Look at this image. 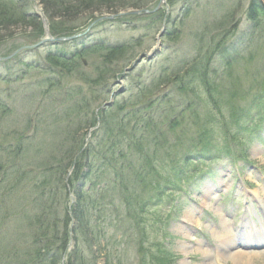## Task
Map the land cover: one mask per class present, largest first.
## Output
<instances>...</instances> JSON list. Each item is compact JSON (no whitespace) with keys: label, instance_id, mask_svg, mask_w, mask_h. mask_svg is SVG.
I'll list each match as a JSON object with an SVG mask.
<instances>
[{"label":"trees","instance_id":"1","mask_svg":"<svg viewBox=\"0 0 264 264\" xmlns=\"http://www.w3.org/2000/svg\"><path fill=\"white\" fill-rule=\"evenodd\" d=\"M25 1L0 0V45L9 40L15 41L19 32L23 34L20 35L23 45L42 36L43 27L34 16L29 14L28 8L24 4ZM53 1L37 0L50 19L49 32L55 37L81 32L97 18L96 16L102 13L101 7H106L107 10L114 13L118 11L113 8L112 1L114 0H75L73 3L68 0L56 1L57 3ZM175 2V0H166L170 11ZM125 8L140 9L143 6L122 7L123 10ZM86 12H89L88 16L80 23L75 24L77 16ZM168 15L160 10L156 14L134 17L151 16V22H155L153 25L158 23L161 27L163 21L169 18ZM242 17L249 23L247 30L254 28L258 21L264 17V0H250ZM124 19L126 17L121 18V21ZM64 20L66 21V23L64 22L65 26L63 25ZM69 23L72 24L68 25ZM237 27L238 24L236 28L229 31L225 40L234 37L232 34L237 30ZM28 29L31 31H26ZM86 37L87 35L69 43L75 44L77 50L74 52L65 51L59 44L55 51L47 52L49 56L43 60V64L37 60L19 62L22 65L21 72L13 70V63H18L20 57L28 52L15 56L9 62L1 63L0 84L3 85V90H9L13 85H19L20 89L29 87L30 83L32 84L31 88L36 89L37 92H31L28 88L19 95L29 94L33 97L36 93H40L44 96L43 103L46 102L47 105L56 103L59 108H62L61 116L69 115L73 111L70 109V103L72 100H76L77 107L74 106V113L79 116H75V119L84 121L85 117L82 114L87 111L85 110L87 106L85 96L88 94H82L80 91L82 86L68 87L66 83L65 85L62 83V80L65 77L74 76L75 73L83 79L88 87H100L106 83L107 79L105 80L99 75V77L96 75L92 77L89 74H82L81 70L79 73L76 69L77 66H80V61L92 53L100 54L103 66L98 68L102 71L105 69L104 64H108L113 58L119 60L122 53L128 51L125 47L126 44L111 46L103 41L89 44L85 43V41L87 42ZM171 39V37L168 38L173 42L174 40ZM222 43L221 39L217 40L201 56L196 59L194 56V59L192 58L185 65V60L184 62L183 60L175 62L177 57H166V53H177L178 55L177 51H173L167 45L165 48L167 52L163 59L165 64L162 67L158 66V69L161 68L156 75L145 76L150 72L155 60L143 62L152 66L148 67L142 63L143 66L139 67L138 73L131 72L132 75L128 76L129 83L126 88L131 95L121 99L119 105L115 104L118 107L113 112V121L111 122L112 117L110 123L103 122L97 116L87 118L83 124L81 138L76 141L73 135L70 137L72 139L70 145L76 143L75 146L63 148L60 151V156L50 158L48 164L39 170L41 174L36 178V180H41L37 187L39 192H43L49 186L52 191L58 190L62 194H72V198L65 196L68 199L63 202L62 219L60 221L54 219L53 222L48 219L42 222L37 220L34 224H29L31 229L37 227L36 230L34 229L36 234L32 231L30 241L25 243V233L19 231L16 226L9 225L7 215L2 217L0 215V227H10V231L17 235L15 237L23 240L26 248L22 251L18 248L10 251L7 248L0 253V264H61L63 259H65L64 264H86L88 261V264H98L97 260L100 257L104 259L102 264H124L119 251L108 249V233L115 229L116 231L122 229L125 237L132 235L133 240H137L134 241V248L138 264H167L166 252L161 249V246L164 248V244L157 237L162 220L161 223H158L159 218L156 215L153 219L155 228L152 230L150 225L146 226L147 219L151 217L152 211L160 206L162 200L164 202L166 192L179 187L174 179L188 173V168L192 165H189V160L203 161L220 152L213 151V153L205 154V149L212 146L211 141L206 140L205 137L212 132L216 135L221 134L222 140H227L229 135L235 140L234 133L230 131L233 126L230 124L234 122L236 125H241L240 117L243 113H240V110H242L241 103L244 95L239 93L240 91L236 90L232 84L228 83L227 87H222L215 80L216 72H214L212 61L218 56L217 54L232 55L235 48V46L234 48L225 46V49L220 50ZM198 45L199 42L196 43V47ZM228 49L230 52L227 51ZM8 54L10 53L0 55V57H5ZM162 56L163 54L160 58ZM121 57L125 61L122 70L128 68L129 64L137 58L133 55L127 58ZM230 57L232 56H229V59ZM247 61L253 62L251 58H248ZM230 65L228 64L226 67H231ZM33 69L49 74L44 80L40 81L39 79L23 84L27 70ZM111 74L109 79L116 78L118 75L116 71H112ZM175 76L178 78L175 79ZM263 79L264 76L261 80L255 79L254 82L258 84ZM169 85L173 86V90L168 88L163 93V88L165 86L167 88ZM80 95L84 98L82 99ZM186 98H188L187 101ZM27 99L30 98L27 96ZM250 103L252 107L259 104L258 111L263 110L264 93L259 95V100L258 95H255ZM11 105L0 98V122H3L1 120H4L7 115L12 114ZM114 113L116 114L114 115ZM99 121L103 122L101 127L93 133L91 132V140L86 142L87 146L83 149L87 132L94 128ZM246 128L247 126H245V130ZM97 132H102V138L97 137L99 136ZM185 139L189 140L188 148L185 146ZM7 151H11V149H7ZM18 157V151L6 154V159L15 160ZM172 165L174 166L172 167ZM169 166L172 167L171 170ZM71 167L73 170L69 173ZM168 170L171 173H168ZM11 172L6 182L0 181V184L5 182L4 186L0 185V197H4V193L15 195V197L16 194L20 196L24 190L21 189L22 186L20 187V180L25 175L24 171L23 176H20L21 174L17 170ZM17 174H19L18 177ZM7 176L6 174L4 177ZM48 177L54 178V185H50ZM9 183L11 184L8 185ZM52 191H49L47 200L45 199L41 208L40 214L45 215L44 217L54 215L49 204L53 195ZM26 205L27 203L23 207ZM61 206L60 202L59 207ZM0 210L2 213L7 212V210ZM121 211L124 212L123 217H121ZM156 220L158 221L156 222ZM13 227L17 230L11 229ZM132 227L134 228L130 231ZM151 230L152 232H150ZM58 234L62 236L57 242L54 236ZM69 234H72V237ZM70 241L73 243V249L66 257V248ZM63 243L66 247H63L64 245L57 247V244L62 245ZM87 254L88 257H86ZM93 256L95 257L92 258Z\"/></svg>","mask_w":264,"mask_h":264},{"label":"rangeland","instance_id":"2","mask_svg":"<svg viewBox=\"0 0 264 264\" xmlns=\"http://www.w3.org/2000/svg\"><path fill=\"white\" fill-rule=\"evenodd\" d=\"M56 1L61 2L64 0H54L53 2L57 3ZM68 1L71 3L75 2V0ZM175 1L173 8L168 13L169 15L167 14L169 18H166L164 22L165 31L160 36V25L158 23L153 25L155 22H151V16H129L124 21H121V18L119 20L113 18L114 20L111 21L104 20L95 24L93 30L87 34V42L85 41V43L94 44L96 41H103L108 45L111 44V46L116 44L121 45V43L124 46L126 44L125 47L128 51L122 53L121 56L127 58L133 55L137 58L124 70L122 68L125 65V61L122 57L120 56L119 60L118 58H113L111 62L104 64L105 69H101L102 71H100L98 67L103 66V60L100 59V54L92 53L80 61V66H77L76 70L79 73L81 70L82 74H89L92 77L99 75L105 80L107 79L106 83H103L100 87L95 86L96 88H92V86L88 87L83 79L75 73L74 76L70 78L65 77L62 80V83L64 85L66 83L68 87L82 86L80 90L82 94H88L85 96L87 106L86 108L84 107L87 111L82 114L85 117L84 121L75 119V116H79L74 113V109L77 107L75 105L76 100H72L70 103V109L73 111L69 115L61 116L62 108H59L56 103L50 105H47L46 102L43 103L42 99L44 96L40 93H36L33 97L29 94L24 96L19 95L28 88L31 92H37L36 89L31 88L32 84L29 83V87L21 89L18 87L19 85H13L10 87V91H4L3 85L0 84V98L12 104V114L7 115L4 120H1L3 122H0V181L6 182L12 170L19 171L20 176H23V171L25 173L24 178L20 180V187L22 186L21 189H24L20 196L16 194L15 197V195L4 193V197H0V203L2 201L0 209L7 210L6 213H2V210H0V215L1 217L7 215L9 225H14L19 231L25 233V243L30 241L32 231L36 234L35 230L37 227L35 226L36 228L31 229L29 224L32 225L37 220L42 222L45 219H48L50 222H53L54 219L60 221L62 219L61 216H63V202L65 199H68L65 196L72 198L71 193H67L66 195L58 190H56V193L49 186H47L48 189L39 192L37 187L41 183V180H36L41 174L39 170L42 169V166L48 164L50 158L60 156V151L63 148L75 146L76 143L70 145V141L72 140L70 137L73 135L76 141L81 138L80 136L83 135V124L87 118L97 116L103 122L110 123L113 112L118 107L116 105H119L121 99L128 98L131 95L126 89L129 83L128 76L132 75L131 72L134 74L138 73L139 67L143 66L141 65L143 57L141 56L150 54V51L153 49L156 51L150 58L151 62L155 60L153 66L143 63L145 66H152L150 72L145 76L156 75L157 71L165 64V60L163 61V59L164 54L167 52L165 49L167 45L173 51H177L178 55L177 53H166V57H177L175 62L178 60H183L184 62L185 60V65L192 58L194 59V56L195 59L201 56L212 43L221 39L223 43L220 46V50L225 49V46H233V48L235 46V48L232 55L217 54L218 56L212 61V66L215 68L214 72H216L215 80L222 87H227L228 83L232 84L236 90L240 91L239 93L244 95L242 97L243 102L241 103L242 110H240V113H243L240 117L241 125L237 124L239 126L237 128L234 122L230 124L233 126L230 131L234 133L236 139L234 140L229 135L227 140H222L220 138L221 134L216 135V133L212 132L205 137L206 140L211 141L212 145L210 148L205 149V154L221 151L220 155L227 157L220 158L215 164L212 163L213 166L210 171L214 174L212 177L208 176L210 175L208 173L211 161H205L206 165L202 164L203 169H201L195 162H191L193 160H189V165L192 164L189 166V169L193 173H189L190 171L188 170V173H184L174 179V182L184 189L187 194L178 196L173 194L174 199L167 206L161 203L160 208L151 215V219H147L146 226L150 225L152 230H154L155 226L152 223L156 215L164 220L160 225L157 237L158 240L164 242V248L161 246V249L166 252V257L168 258L167 264H235L232 260L226 259L227 255L226 257L222 256L223 251L226 254L237 251H243L248 254L247 257L240 259L241 261L237 264H264V243L255 248L249 247L240 250L241 248L233 247L224 248L223 250L218 240V237L223 233V226H226V229L229 230L235 216L238 218L243 217L247 204L258 206L261 203L264 205V142L255 141L253 132L249 131L250 123L257 122L259 124V121L263 120L262 116H264L261 110L258 111L259 104L256 105L257 107H252L250 103V100L255 95H258L259 100V95L264 93V88H262L264 79L258 84L254 82L255 79L261 80L262 76H264V17L258 21L254 28L247 30L249 23L242 17V13L248 8L250 0ZM157 3V0H114L112 1L113 8H116L118 11L114 13L107 10L106 7H101L103 11L96 17L99 18L102 15L116 16L136 10H151L156 7ZM24 4L27 6L29 14L34 16L41 25L42 21L46 23L49 21L48 24H50L47 13L43 11L42 6L39 5L37 0H26ZM132 5H140L143 8L122 9V7H130ZM88 13L86 12L77 16L78 19L75 24L85 19ZM153 14H156V12ZM64 22L66 23V21H63V25L65 26ZM70 24L72 23L68 25ZM237 24V30L232 34L234 37H229L225 40L226 36L229 35V31L236 28ZM26 31L29 32L31 30L28 29ZM17 34L18 37L14 39L15 41L9 40L0 45V55L11 53L23 46V40H20V35L23 34L21 32ZM169 37L174 41H169ZM197 42H199V45L196 47ZM61 48L65 51L74 52L77 50L74 43L61 44ZM161 54H163L162 58H160ZM47 56L49 54L46 51V47L40 48L21 56L18 63H13L12 68L21 72L22 65L20 63L37 60L43 64V60ZM229 56L232 57L229 59ZM248 58H251L253 62L249 63L247 61ZM157 63L158 65H156ZM228 64H231V67H226ZM159 65L161 67L158 69ZM227 68L230 69L225 70ZM112 71H116L118 75L116 78L109 79ZM47 74L49 73H43L37 69L27 70L23 84L24 82H32L39 79L40 81L44 80ZM177 78L175 76V79ZM172 87L171 85L167 88L165 86L163 93L168 88L172 91ZM105 94L107 96H104ZM27 96L30 99H27ZM83 98L84 96H82ZM103 122L99 121L94 128L87 132L84 138L83 149L87 146L86 142H90L93 131L98 130ZM261 124L264 126V120ZM245 126H247L246 130ZM91 130L92 133H89ZM97 133L99 135L97 137L102 138V132ZM188 141V139H185L186 145L183 143L187 148L190 146ZM7 149H11V151H7ZM14 151H18L20 158H15V160L11 158L6 159V154L9 152L12 154ZM224 151H229L230 154H224L227 153ZM231 156L235 157L232 161H235L234 163H237L236 166L239 168L235 169L230 163L231 160L229 159ZM172 167L169 166L170 170ZM199 168L201 170L200 173L207 170V175L195 181L186 179L188 176L194 175ZM72 170L73 167L70 168L69 173ZM170 170H168V173H171ZM172 172L174 173L173 169ZM6 174L8 176L4 177ZM19 174H17V177ZM53 180V177H48L50 185H54ZM5 182L0 185L4 186ZM186 182L191 183L187 184ZM50 190L53 192V195L49 204L52 207L51 211L54 215L44 217L45 215L40 214V212ZM254 191L257 192L259 197ZM18 196L20 197L19 199ZM11 197L15 198L12 199ZM60 202L61 207H59ZM21 203H27V205L23 207L24 204ZM123 214L124 212L121 211V217L124 216ZM253 222L255 221L253 220ZM16 228L13 227L11 229L17 230ZM119 231L123 233V230L119 229ZM114 234L111 235L109 243H121V247L124 249L123 259L127 262L128 260H133L134 262L133 245L128 250L124 246L132 241L130 239H120L119 235H116V231ZM69 235L72 237V234ZM15 236L17 235L10 231V227H0V253L7 248L10 251L15 248L21 251L26 249L23 240ZM61 236L58 234L54 236V239L58 242ZM62 246L66 247L65 243L62 245L57 244V247ZM68 246L66 248V257L73 249V247L69 248ZM202 250L206 251L205 253L207 254H203ZM86 257H88V254ZM97 261L98 264H102L104 259L100 257ZM88 263L89 261L86 264Z\"/></svg>","mask_w":264,"mask_h":264},{"label":"bare ground","instance_id":"3","mask_svg":"<svg viewBox=\"0 0 264 264\" xmlns=\"http://www.w3.org/2000/svg\"><path fill=\"white\" fill-rule=\"evenodd\" d=\"M254 193L257 195V192L254 191ZM258 196V195H257ZM244 227L246 226H242L239 229H235L234 234L239 236H243V238L246 240L245 242H238L239 245L241 246H254V244H257L260 241L264 240V228L258 227V226H253V227H248L247 230H244ZM234 236V235H232ZM219 243L222 247H230L232 245H234V243H237L236 241L234 242L233 237H230L228 235V231L226 229L223 230V234L221 236L218 237ZM223 248V249H224ZM228 249V248H227ZM201 251V250H200ZM199 251V252H200ZM206 251L202 250L203 254H207L205 253ZM226 259H230L232 260L233 263L237 264L239 263V261H241L240 259H243L244 257H247L248 254H246L245 252L242 251H237L234 253H222V256L226 257Z\"/></svg>","mask_w":264,"mask_h":264},{"label":"water","instance_id":"4","mask_svg":"<svg viewBox=\"0 0 264 264\" xmlns=\"http://www.w3.org/2000/svg\"><path fill=\"white\" fill-rule=\"evenodd\" d=\"M163 3V0H160V3L158 4V6L156 7V9L155 10H157L159 7H160V5ZM140 12L139 11H135V12H132V13H125V15H138ZM118 16H120V15H118ZM112 19V16H109V17H102V18H100L99 20H97V21H100V20H103V19ZM68 39H70V38H68ZM62 40H67V39H59V41H62ZM23 49H25V48H21V49H19V50H17L16 52H14L12 55H10L9 57H7V58H4V59H0V61H3V60H8V59H10L11 57H13L17 52H19V51H21V50H23ZM141 57H143V56H141ZM148 57H151V55L150 56H148ZM147 57V58H148Z\"/></svg>","mask_w":264,"mask_h":264}]
</instances>
